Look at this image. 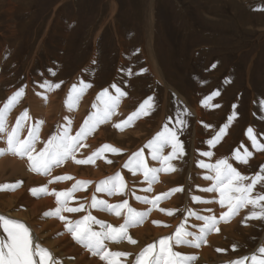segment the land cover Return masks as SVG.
I'll list each match as a JSON object with an SVG mask.
<instances>
[{
    "label": "rangeland",
    "instance_id": "obj_1",
    "mask_svg": "<svg viewBox=\"0 0 264 264\" xmlns=\"http://www.w3.org/2000/svg\"><path fill=\"white\" fill-rule=\"evenodd\" d=\"M10 1L0 0V20L2 21L0 25V52L2 49V57L0 56V90L1 94L3 93V98L0 101L4 102L8 95L10 96L11 92H15L21 87H25L27 91H25L26 94L24 93V99L22 97L19 104L14 108L13 113L17 112V115H15L14 123H12L13 125L16 122V116L18 117L25 109L28 110V115L31 117L28 123L27 121L25 122L26 125L30 126L36 121L42 120L45 113L42 111L40 113L41 117L38 115L35 116L31 112L25 98L28 95L29 89L33 92L39 89V92L42 94V91H44L46 87H41V85H43L45 81H49L52 84H59L58 88L63 92L64 104L66 105L68 94L73 84L79 87L80 82L83 81L91 85L77 101V104H79L81 108H86L83 109L84 113L82 112L83 116L81 119L76 120L69 126L71 129L70 135L73 136L84 123L85 119L96 111L93 105L96 102L99 104L97 95L101 91L108 89L110 95H116L115 89L112 87L113 84L127 94L120 100L128 99L131 92L139 95V100L133 108L134 110L125 108V110L129 112L131 111L130 113L128 112L129 115L133 111H136L140 104L146 99L151 97L152 100L150 104L152 107L147 115L152 114L153 118L156 116L158 119L159 116V119H162L160 125L158 126L156 123L157 128L149 129V132H147L142 139L135 138L133 142H128L129 140L127 138H122L123 143L121 144H118L117 141L112 138L114 137L112 133L116 130L115 125L119 124L121 121L113 119L111 120L112 122L100 123L89 133L87 136L88 138L82 141L83 146L75 154V158L77 154H79V156H81L79 158L86 160L94 151L105 144L121 149L120 153H112L110 150H105L101 153L102 156L95 158L96 161L79 164L80 168L84 169L86 167V169H89L102 161L101 163L107 167L102 173L103 175L101 174L100 176H92L89 178L81 177L79 179L81 181H89L92 179L90 184L94 183L96 185L100 180L112 176L116 172H120L121 176L126 178L124 179L125 183L132 191L129 192V195H120L121 197L118 200L116 198L119 195H117V197L113 195L114 198H112L106 193H97L94 191L93 195L98 199L108 200L110 204L121 203L126 199L131 208L138 212H144L147 211L151 205L137 201L135 196H147L149 199H152L162 193H169L166 198L162 197L158 201L157 205L152 208L151 212H149L141 223L128 228V235L131 236L132 239H136L135 241H137V229L143 228L145 224H147L146 221L150 218L149 216L158 213L162 205L168 204V201L170 202L172 196L176 194V192H171L170 190L174 188L183 189V191H179V204L173 211L174 215H169V217H173L174 220L176 219L178 222L175 220L176 223H174L173 221H166L165 219H160L161 217H157L156 221L161 222L162 220V224L153 223L152 226L149 225L153 228L149 229L150 234L147 233L151 239L145 237V239H147L144 242V240H139V238L138 241L141 244L137 242L139 245L137 249L128 248L131 245L133 246V244H129L125 239L126 241L124 240V243L121 242L116 244L114 242H107L109 250L129 252L132 255L128 258L129 260H133L135 255L138 254L142 248L146 247L149 243L157 241L159 238L172 235L181 223H184L189 231H197L202 222L197 221L195 216H188L189 210L198 215L214 214L219 218L220 213L226 211V209H221L219 204H216V207L215 205L213 206L215 203H209L214 213L205 211L207 208H205L203 212L197 209H199L200 204L205 203L194 202L192 199L193 196H196L195 193L199 189V186L197 187V170L198 168L200 169L198 162L201 160L205 162L203 159L204 156L200 154L201 152L209 151V149L218 145L219 142L214 146H209L206 141L207 139H212L216 132L226 124L229 115H232L233 112L236 114V120H239V125L233 142L226 151L227 156H225L228 158L232 157L234 151H239L241 155H243L245 150H247V146L241 142V140L243 134L249 129L248 124L251 116H253L252 120L260 123L258 127H260L261 130L264 126V0H115L117 9L113 12V17L115 19L114 25L109 23V0ZM6 26L9 27L4 30ZM12 29H14V31H12ZM36 36L38 39H41L42 43L39 42V45H35V41L37 40ZM151 36H153V40L148 42ZM148 44H151V48H153L157 60L156 64L160 68L163 76V83L155 79L149 72L146 58H144V52L148 49ZM146 53L147 52H145V54ZM213 65H215V67H213ZM129 69L131 70V75H129ZM53 73L55 74L53 75ZM3 81H5L6 84ZM65 89L66 92H64ZM49 91H52V89ZM4 92L7 93L4 94ZM213 92H218L219 94L213 96L211 100L208 101V105L205 106L202 102L207 97L211 96ZM178 94L186 99V103L181 100ZM43 95L44 94L40 95L39 98L43 100L46 106L49 101L48 94L44 97ZM86 95L90 97L87 101L88 105L86 104L82 107L81 103L78 102H80V100L82 102L83 98H86ZM191 100H194V102L198 104V107H207L206 113L204 112L205 118L197 117L193 111H191L190 107L193 106ZM252 111L255 114H253ZM178 113L179 115H177ZM129 115H126L125 111V113H122V118L127 119ZM147 115H142L140 118L147 117ZM118 117L120 118L121 116ZM156 117L154 119H156ZM137 120L139 119H135L132 124L127 125L128 129H132L134 123L138 122ZM42 121L44 124H42L41 127L46 124V115ZM178 121H184V123L180 124ZM165 123H167L170 128L180 129L178 139L183 145L184 154L181 158L173 159L171 164L178 163V166L174 165V167L176 171L178 169L181 171H178L181 173V177L179 181L174 184L170 182L171 185H168L170 186L167 187L168 189L165 188L164 190L157 191V189H160L157 186L160 185L159 182L162 176L173 174V171L168 173L162 171L158 173L157 181L152 184L151 189H154L156 186L155 189L150 192H144L143 189L147 188V186L149 187V185L144 182L143 175L139 173L132 175L127 168L124 169L123 165L132 153L143 149V155L148 165L150 167H160L158 161H154L157 165L153 162L151 156H149V149L145 148L144 145L147 144L158 131L162 130ZM63 124V122L59 124L56 123L47 133L48 137L57 131L58 125L67 126ZM120 124H122V122ZM209 126L213 128L211 134L206 133ZM100 130L103 131L104 134H108L104 136L105 139L100 138ZM262 133H264V129L254 136L259 144L264 145V134L262 135ZM96 137H98V140ZM92 139H96V142L95 144L90 143L91 145L89 146L87 142ZM0 142V147L3 148L2 146H4L5 143H3L2 140ZM249 148L250 151H248L252 153V160L256 161L248 167L249 170H245L243 175L251 177L260 172L261 167L264 166V150H257L256 152V148H254L253 145ZM170 151L171 148L169 147L165 150V155ZM254 152L258 155L254 154ZM6 157L9 156H0V160ZM193 157L194 159H192ZM14 158L19 161L21 160L19 157ZM70 160L73 159L70 158ZM232 160L234 159L232 158ZM21 161L25 163V159ZM108 161H111V163ZM234 161L235 164L245 165V163H240L237 160ZM151 162H153V164ZM27 163L26 161V164ZM121 163H123L122 166L120 165ZM205 163L212 164L213 162ZM8 167L11 168L10 166ZM191 167H193V169H190ZM233 167L235 166L233 165ZM123 172H125V174ZM8 173L9 171L6 176ZM127 174L129 176H127ZM204 176L205 173H203V178ZM187 177L191 178L189 189H187ZM76 178L65 180L69 181L66 186H71ZM18 181L23 182V180ZM6 183L11 182L7 180L5 184ZM208 183L211 184V181H208ZM87 185H89V183ZM34 186L39 187L41 184ZM86 187L82 188V190L87 189L86 195L91 194V191H88L89 187ZM58 188L59 187H57V189ZM258 191L262 192L264 188L257 185L254 192ZM133 192L135 196L132 195ZM100 194H102V196ZM187 196H190L189 199H192L191 202L193 203V205H191L192 203L190 202L191 204L189 206L193 207L188 208V211L185 210V206H188L187 200H185ZM201 198L204 200L212 199ZM261 203H264V201ZM80 204L85 205L86 212L74 216L71 219L66 217L67 220H79L84 215H87L89 211L92 212V210L88 208L89 204L81 197L71 201L69 200L68 207H79ZM250 207L251 206L247 209H243V211L241 210L238 214L241 217L236 215L235 217H230L227 221H220L217 225L219 229L223 225L221 223L227 225L233 223L234 226H237V229L233 226L234 229L232 227L228 232H225V234L228 233L225 237L226 239L228 237V239L226 240L224 238L222 241L224 243L227 242L226 245L232 242L235 243L234 239L246 233L244 234L245 237L243 241L245 245L237 241L242 244V246L237 244L238 249L241 248L240 255L239 253H237V255L234 253L239 250H231L233 243L231 246L229 244L227 247L217 245L215 247L216 250H214L216 254L225 255L224 252L227 253L230 251L231 255L215 264H223L225 261L251 255L257 248L264 246V220H245V217L250 211ZM52 208L53 210L56 208L53 206V203ZM5 211H7V209H0V214L9 216L8 213L10 212ZM42 212L44 214L45 210ZM121 212L123 213V210H121ZM66 213L79 214L81 212ZM94 213H97L96 218L99 216L97 218L98 220H102L107 224L111 223L113 226L118 227L120 224L124 223L123 214L117 216L114 213H108L98 209H94ZM158 214L160 215L161 213L159 212ZM113 217L115 218L112 219ZM22 220L24 221V219H21V221ZM252 223H254L253 226ZM160 224L163 227H161ZM93 227L99 230L98 225H93ZM154 228L159 231L154 230ZM0 231H2V229H0ZM218 233L219 232L214 231L208 236ZM235 233L239 234L238 237ZM234 236L235 238H232ZM69 237L72 242L78 246L70 234ZM110 243L112 246H110ZM114 246H116V248ZM202 246H205V244ZM193 249L197 250V248L187 246L176 247L174 250L195 255L196 250H194L193 253ZM217 249H221L222 251H217ZM86 251L87 250L84 249V252ZM196 256L198 258V253H196ZM67 257L72 258L74 256L67 255ZM246 264H250V262H246Z\"/></svg>",
    "mask_w": 264,
    "mask_h": 264
},
{
    "label": "snow or ice",
    "instance_id": "obj_2",
    "mask_svg": "<svg viewBox=\"0 0 264 264\" xmlns=\"http://www.w3.org/2000/svg\"><path fill=\"white\" fill-rule=\"evenodd\" d=\"M215 67V65H213ZM143 71V70H142ZM55 73H53L54 75ZM129 69V75H131ZM41 87H46L51 90L58 88L59 84H52L45 81ZM91 87L90 84L83 81L80 82L79 87L73 84L67 98V105L71 109L72 106L80 99L83 92ZM115 89L116 95H110L108 89H104L97 95L99 105H93L97 110L91 113L80 126L75 135H70V127L58 126L57 131L52 133L46 141L43 142V147L37 149V142L39 141V132L43 124L42 120L36 121L31 126L26 125V121L31 117L28 115V110L25 109L16 118L13 126L8 125L7 117L10 112L19 104L21 98L24 96L25 87L17 89L12 95L0 106V140H3L5 147L0 148V156L12 155L21 159L27 158L28 168L30 171L40 175L50 176L54 167L61 166L66 160H75V153L83 146L82 141L91 133L98 124L107 122L115 113L119 106L121 97L127 94L123 92L115 84L112 85ZM218 92H213L211 96L207 97L202 103L207 106L208 101L213 96L218 95ZM151 97L146 99L139 108L132 112L122 123L127 126L133 123L135 119H139L142 115H147L151 110ZM179 115V113L177 114ZM235 112L228 117L229 122L235 116ZM71 122L69 121V124ZM183 124L184 121H178ZM27 127V135L23 136L21 133ZM116 128H121V124H116ZM228 124L222 126L218 132L206 141L209 146H214L220 141L225 134ZM180 129L170 128L165 123L162 130L158 131L156 135L144 145L149 149V154L153 161H158L160 167H150L146 162L143 149L132 153L123 167L127 168L133 175L142 174L143 180L149 187L143 189L144 192H150L151 185L157 181L158 173L176 171L174 165L171 164L173 159H178L183 156V145L178 139ZM252 145L257 150H264V145L259 144L256 140L253 129L249 128L247 133ZM171 148V151L165 155V150ZM105 150H110L112 153H120L121 149L115 148L111 145H103L101 148L94 151L86 160H75L77 164L91 163L95 158L101 156ZM204 157H211V151H204L200 153ZM251 153L245 150L241 155L239 151L232 154V158L240 163H247L248 157ZM111 163V161H108ZM198 166L208 170L205 180L211 181L210 186L200 189L205 193L216 194L211 200H204L199 196H193L192 199L199 203H218L221 209H226L220 213L219 218L216 215H198L192 211H188V216H195L197 221L202 223L199 225L197 231H189L184 223H181L172 235L159 238L153 243H149L142 248L133 260H128L132 254L126 251H111L107 246V242L120 243L125 239L131 244L137 243L128 235V228L138 225L151 212L158 201L169 193H162L155 198L149 199L147 196L132 195L139 202L149 204L151 207L144 212H138L128 205V200H123L121 203L110 204L108 201L98 199L93 195L91 203L88 205L89 209H98L100 211L114 213L117 216L123 214L124 223L118 227L112 224H107L102 220H98L89 211L81 219L70 221L61 215L62 212H81L85 211V205L80 204L79 207H68V202L72 198L73 193L84 188L90 181L77 180L71 188L58 191L56 189L49 190L47 185L34 187L29 189L32 196L39 197L42 195H52L55 197L57 207L54 210H49L43 215L45 217H56L64 221V227L72 239L82 246L85 250L91 253L92 256L98 257L104 264H194L197 256L194 254L181 253L175 251L174 248L187 246L192 248H200L207 242V236L216 231L219 232L217 225L220 221H227L230 217H235L241 210L250 207L248 219L264 220V191L254 192L257 185L264 188V166L261 167L260 172L254 176L243 175L231 163L228 157L219 158L214 164H206L203 160L198 162ZM70 175L52 177L48 183L51 184L56 181L71 180ZM250 181V182H248ZM22 181L15 183H6L0 185V191H14L19 188ZM126 183L120 172H116L112 176H108L100 180L96 184L95 191L97 193H106L108 196L123 195L125 193ZM171 192L183 191L182 188H174ZM218 197V198H217ZM123 210V213L121 212ZM161 211H165L161 209ZM174 210H167L168 215H172ZM207 212H212V209H206ZM159 224L160 222L154 221ZM93 225H98L99 230L94 229ZM0 264H62V261L55 257L52 252L43 247L32 235L31 229L23 222L0 214ZM232 250L237 251L238 245L233 243ZM217 251H222L217 249ZM124 258V259H121ZM264 264V246H260L251 255L238 257L236 259L225 261L223 264Z\"/></svg>",
    "mask_w": 264,
    "mask_h": 264
},
{
    "label": "bare ground",
    "instance_id": "obj_3",
    "mask_svg": "<svg viewBox=\"0 0 264 264\" xmlns=\"http://www.w3.org/2000/svg\"><path fill=\"white\" fill-rule=\"evenodd\" d=\"M10 1V0H9ZM11 2V1H10ZM9 2V3H10ZM12 3V2H11ZM109 3H110V12H109V16H110V20H109V23L110 24H113L115 23L114 22V11L117 9V3L115 0H109ZM152 4V3H150ZM7 18V17H6ZM9 20V19H8ZM2 21L0 20V25H1ZM5 23V22H4ZM114 25V24H113ZM112 26V25H111ZM2 27V26H1ZM9 27V26H8ZM8 27H4L6 29H8ZM114 28V27H113ZM12 31H14V29H12ZM11 33V32H10ZM16 33V32H15ZM12 38V37H11ZM37 40L34 41L36 42L35 45H39L38 43L41 42V39L36 36ZM35 38V39H36ZM13 40V39H12ZM45 40V39H44ZM153 40V36L150 37V41L148 42H151ZM42 43V42H41ZM38 47V46H37ZM4 48V47H3ZM4 50V49H3ZM1 52H2V49H1ZM1 52H0V56H1ZM142 52H143V49H142ZM145 52H147L145 54ZM144 52V55L146 58V64L149 68V72L154 76L155 79L159 80V81H162L163 83V76H162V73H161V70L160 68L157 66L156 62V57H155V54H154V51H153V48H151V44H148V49H146V51ZM2 57V56H1ZM34 58V57H33ZM33 61V60H32ZM27 63V62H26ZM29 63V62H28ZM26 66V65H25ZM28 66V65H27ZM32 66V65H31ZM30 66V67H31ZM146 70V69H145ZM9 75V74H8ZM39 80V79H38ZM7 81H8V78H7ZM6 81V82H7ZM66 81V80H65ZM5 83V81H3ZM1 83V82H0ZM7 83H10V82H7ZM3 84V83H2ZM6 84V83H5ZM165 84V83H164ZM5 86V85H4ZM65 86V85H64ZM67 87V86H66ZM5 88V87H3ZM10 88V87H9ZM8 88V89H9ZM12 88V87H11ZM173 88V87H172ZM44 89V88H43ZM94 89V88H93ZM135 89V88H134ZM7 90V89H6ZM5 90V91H6ZM11 90V89H10ZM91 90V89H90ZM26 91V90H25ZM28 95L27 97L25 98L27 103L29 104L28 106L30 107V110L31 112L36 116H40V113L43 111L46 115V124L43 125V127L40 128V132H39V141L37 142V149H40L43 147V142L46 141L48 135L47 133L50 131V129L56 124V123H61L63 122L65 125H67L68 127L73 123L75 122L76 120H79L81 119V117L83 116L82 115V112L84 111L83 109L85 108H81V106H79V104H74L73 107L70 109L68 107V105L64 104V98H63V92L60 88H54L52 89V91H49V89L45 88L44 91H42V94L43 97L48 94V98H49V101H48V104L45 106L44 105V102L41 98H39L41 94V92H39V89L38 91L36 90V92H33L31 91L30 89L28 90ZM93 91V90H92ZM98 91V90H97ZM96 91V92H97ZM27 92V91H26ZM25 92V94H26ZM66 92V89L65 91ZM7 92H4V94H6ZM14 92H11L10 95H12ZM84 93V92H83ZM91 93V92H90ZM3 94V93H2ZM1 94V90H0V100L3 98ZM9 94V93H8ZM169 94V93H168ZM167 94V95H168ZM46 96V97H47ZM178 96L181 98V100L185 103H186V99L184 97H182V95H179ZM9 97V95H8ZM25 97V96H24ZM23 97V99H24ZM45 97V98H46ZM168 97V96H167ZM89 95H86V98H83L82 102L80 100V102L78 103H81L82 107H84L86 104L88 105V99H89ZM122 98V97H121ZM7 99V98H6ZM22 99V98H21ZM48 100V99H46ZM139 100V95H136L134 92H131V95L128 99H125V100H120L119 102V106L116 108L115 110V113L111 116V118L107 121H111V120H120L121 122L125 121V119L122 118V113H125L126 111V115L131 112L125 110V108L127 109H133L135 106H136V103L138 102ZM94 101V100H93ZM92 101V102H93ZM192 101V100H191ZM193 103V106L190 107L191 111H193V113L197 116V117H204L205 113H206V108L207 107H198V104H196V102H194V100L192 101ZM2 103L0 101V106H2ZM24 103V102H23ZM46 103V102H45ZM25 104V103H24ZM95 105H99L97 102L95 103ZM23 106V105H22ZM21 106V107H22ZM189 106V105H188ZM201 106V105H200ZM20 107V108H21ZM88 107V106H87ZM97 110V109H96ZM134 110V109H133ZM57 111V112H56ZM14 112V109L10 112V114L8 115L7 117V120H8V125L11 127L13 126L12 123H14V120H15V115H17L16 113H13ZM129 112V113H128ZM134 112V111H133ZM205 112V113H204ZM84 113V112H83ZM149 113V112H148ZM166 113V112H165ZM253 114H255L253 111H252ZM251 114V113H250ZM258 114V113H257ZM44 115V116H45ZM165 115V114H164ZM207 115V114H206ZM43 116V118H44ZM118 116H121L120 119ZM124 116V115H123ZM149 116V117H148ZM155 116V115H154ZM161 116V115H160ZM231 116V115H229ZM41 117V116H40ZM144 117V116H143ZM156 117V116H155ZM154 117V118H155ZM168 117V116H167ZM17 118V116H16ZM42 118V120H43ZM152 114L151 115H147V117H144V118H139V120H137L138 122L134 123V126L132 127V129H128L127 126H125L123 123L121 124V128H115V134H113L114 137H112L115 141H117L118 144H121L123 143V140L122 138H127L128 142H133V139H137V138H143L147 132H149L148 130L149 129H155L157 128V124L158 126L160 125V122L162 121V119H159V116H158V119L156 117V119H154ZM205 118V117H204ZM211 118V117H209ZM39 119V117H38ZM253 119V116H251V119H250V122L248 124V127L253 129V134L254 135H257L259 131H263L264 129V126L262 127V130L260 129V127H258V125L260 124L258 121H254L252 120ZM69 121L71 122L69 124ZM237 121V122H236ZM112 122V121H111ZM115 122V121H114ZM120 122V123H121ZM226 122V121H225ZM28 123V121H27ZM106 123V122H104ZM119 123V124H120ZM157 123V124H156ZM44 124V123H43ZM63 124V125H64ZM214 124V123H213ZM226 124H228V127L225 131V134L223 135V137L221 138V140L219 141L218 145L214 148H211L209 149V151H211L213 153V155L211 157H203V159L205 160V162H213L212 164H214L216 162L217 159L219 158H223V157H226L227 153L226 151L228 150V148L230 147V145L232 144L233 142V138L235 136V133L238 129V125H239V120H236V115L233 116L232 120L229 122V120L226 122ZM62 125V124H61ZM60 125V126H61ZM31 126V125H30ZM59 126V125H58ZM197 127V126H196ZM73 128V127H72ZM198 129V127H197ZM78 130V129H77ZM106 131V130H104ZM198 131V130H197ZM213 131V128H211V126H209L208 130H206V133L207 134H211V132ZM107 132V131H106ZM196 132V131H195ZM248 130L245 132V134H243L242 136V140L241 142H243L246 146H247V152L250 151V148L249 147H252V141L249 139L248 135ZM150 134V133H149ZM264 133H262L263 135ZM22 137L23 136H26L27 135V127L25 128V130L21 133ZM100 138L101 139H105V135H108V134H104L103 131L100 130ZM199 136V135H198ZM201 137V136H200ZM200 137H197V138H200ZM257 137V136H256ZM88 138V137H86ZM95 138V137H94ZM98 137H96L97 139ZM109 138V136H108ZM111 138V139H112ZM96 139H92L91 141L87 142L89 143L88 145L90 146L91 144H95L96 142ZM196 139V137H195ZM90 140V139H89ZM98 140V139H97ZM208 140V139H207ZM1 141V140H0ZM126 141V140H125ZM196 141H199V140H196ZM2 142L4 143V141L2 140ZM138 142V141H137ZM91 143V144H90ZM116 143V142H115ZM242 143V144H243ZM1 144V142H0ZM129 144V143H128ZM198 144V143H197ZM136 145V144H134ZM139 145V144H138ZM5 146V144H4ZM2 146V147H4ZM98 146V145H97ZM123 146V145H121ZM195 147V146H194ZM239 147V146H238ZM1 148V147H0ZM128 148V147H127ZM193 148V147H192ZM241 148V147H240ZM80 150V149H79ZM240 150V149H239ZM249 150V151H248ZM82 151V150H81ZM235 152V151H234ZM252 152V150H251ZM256 152H257V149H256ZM256 152H254V154H257ZM81 153V152H80ZM76 154V153H75ZM146 154V153H145ZM166 154V153H164ZM193 155V154H192ZM226 155V156H225ZM258 155V154H257ZM9 157H6V158H3L0 160V185L2 184H5V182L8 180V182H15L16 180H23L21 186L14 190V191H7V192H4V191H1L0 192V209L3 210V209H7V211H9L10 213L9 216L11 218H14V219H17L19 221H21V219H24L23 223H25L31 230H32V235L33 237L42 244L43 247L49 249L52 254L57 257L58 259H60L62 261V264H104L103 261H101L98 257H94L91 255L90 252L86 251L84 252V249L82 246H80L78 244V246L76 244H74L72 242V240L70 239L69 237V234L67 233V231L65 230V227H64V221H61L60 219L56 218V217H45L43 215V210H45V212H48L49 210H53L52 208V203H53V206L57 207L56 206V200H55V197L52 196V195H42V196H39V197H35V196H32L29 189L31 188H34L36 186L34 185H38V184H41V186L43 185H47L49 190H52V189H56L58 191H61V190H66L68 188H71L72 185L75 183V181L79 180L81 177H85V178H89V177H96V176H100L106 169L107 167L105 165H103L100 161L99 163H97L96 165L92 166L91 168L89 169H86V167L83 169V168H80L79 167V164H77L75 162V160H83L82 158H79L81 156H79V154H77V157L75 158V160H66L64 163L65 164H62L61 166L59 167H54L51 171V175L50 176H44V175H40V174H37L35 172H32L29 170L28 168V163L26 164V161H27V158L25 157V163H23V161L21 160H24V159H21L20 161L15 159L14 157L16 156H12V155H8ZM102 156V155H101ZM150 156V155H149ZM148 156V157H149ZM260 156H263V155H260ZM128 157V156H127ZM192 157V156H191ZM252 153L251 155L248 157L247 159V163L245 165H242V164H238V163H234L235 159L232 160V157H229V163H231L232 165H234L237 170H242L240 171L242 174H244L245 170H249L248 167H250L252 164L255 163L256 160H252ZM116 158V157H115ZM114 158V159H115ZM126 158V157H125ZM259 158V156H258ZM149 159V158H148ZM194 159V157L192 158ZM255 159V158H254ZM95 160V159H94ZM124 160V159H123ZM96 161V160H95ZM194 161V160H193ZM264 161V160H263ZM123 162V161H122ZM154 162V161H153ZM153 162H151L153 164ZM157 162V161H156ZM107 163V162H106ZM155 163V162H154ZM123 163H121L120 165L122 166ZM156 164V163H155ZM178 164V163H177ZM176 163L173 164V165H177ZM180 164V163H179ZM211 164V163H210ZM81 165V164H80ZM111 165V164H110ZM157 165V164H156ZM191 165V164H190ZM8 166H10L11 168H9ZM178 166V165H177ZM59 168V170H58ZM109 168V167H108ZM178 168V167H177ZM181 168V167H180ZM119 169V168H118ZM125 169V168H124ZM190 169H193V167H191ZM110 170V169H109ZM9 171L8 175L6 176L7 172ZM123 171V170H122ZM179 169L174 172L173 171V174L171 175H168V176H162L161 178V181L159 182L160 183V187L157 186L158 188L160 189H157L158 190H164L165 188L167 187H170L168 185H171L170 182L172 184L176 183L179 181V178L181 177V171ZM198 172V176H197V187L199 188L198 191L195 193L196 196H199V197H203V198H207V199H210V198H214V196L216 194L214 193H205V192H202L200 189L202 188H205V187H208L210 186V183H208V180H205L203 178V173H208V170L204 169V168H201L200 169L198 168L197 170ZM207 171V172H206ZM111 172V171H110ZM185 172V171H184ZM193 172V171H192ZM125 174V172H123ZM168 173V172H167ZM190 173H191V170H190ZM189 173V174H190ZM247 173V172H246ZM164 174V173H163ZM63 175H70L71 177L73 178H76V180L74 181V183L71 185V186H66L68 185V182L69 181H56V182H53L51 184L48 183V181L52 178V177H55V176H63ZM103 175V174H102ZM133 175V174H132ZM162 175V174H161ZM127 176H129L127 174ZM131 176V175H130ZM179 176V177H178ZM253 176V175H252ZM196 177V175H195ZM102 178V177H101ZM100 178V179H101ZM138 178V177H136ZM126 179V178H124ZM139 179V178H138ZM190 177H187V189H189V182H190ZM6 180V181H4ZM97 180V179H96ZM129 180V179H128ZM90 182L92 181L89 180ZM140 181V180H139ZM138 182V181H137ZM135 183V182H134ZM192 183V182H191ZM137 184V183H136ZM166 186H165V185ZM92 185V186H91ZM156 185V184H155ZM158 185V184H157ZM40 187V186H39ZM57 187H59L57 189ZM86 187V186H85ZM87 187H89L88 191L90 192L91 191V194L89 195H86L87 194V189H84L81 191H76L75 193H73V196L72 198L70 199L73 200V199H78V198H82L84 199L88 204L91 203V199H92V195L94 194V191H95V188H96V185L93 183V184H90L87 185ZM86 187V188H87ZM148 187V186H147ZM152 187V185H151ZM156 187V186H155ZM154 187V189H155ZM133 188V187H132ZM193 188V187H192ZM152 189V190H154ZM168 189V188H167ZM136 190V189H135ZM131 188H128V185L126 184V189H125V193L126 195H129V192H131ZM192 191V190H191ZM140 192V191H139ZM259 192V191H258ZM150 194V193H149ZM102 196V194H100ZM124 195V194H123ZM194 195V194H193ZM41 197V198H40ZM112 198H114L113 196H111ZM117 197V195L115 196ZM120 195L116 198L117 200L120 199ZM103 198V197H102ZM123 198V197H122ZM179 192H176V194L174 196H172V199L170 200V202L168 201V204H164L162 205V208L161 209H164L165 211H159L161 214L159 215L158 213H154L152 214V216H149L150 218H148V220L146 221L147 224H145V226L143 228H140L139 230L137 229V241L138 243H140L138 241L139 240H145V237H148L150 238L148 235L150 234L149 233V229H153L151 228L152 224L154 221H156L157 217H161L160 219H165L166 221L167 220H170L171 222L173 221L174 223L178 222L176 219V222L174 220L173 217H169V215L167 214V210H174L178 204H179ZM190 196H187L185 200H187V203H188V206H185V210L188 211V208H192L191 206H189L192 202V199H189ZM218 198V197H217ZM108 199V198H107ZM106 200V199H105ZM113 200V199H111ZM108 201V200H107ZM134 201V200H133ZM117 202V201H116ZM115 202V203H116ZM191 202V203H190ZM195 202V201H194ZM114 203V202H113ZM129 204V203H128ZM132 204V203H131ZM186 204V203H185ZM211 204V203H210ZM210 204H200L199 205V209L197 210H204L205 208H210ZM213 204V203H212ZM218 203H215L213 204V206ZM144 205V204H143ZM193 205V203L191 204ZM197 205V204H196ZM195 206V205H194ZM212 206V207H213ZM220 206V205H219ZM217 207V206H216ZM150 208V207H149ZM23 209V210H21ZM86 209V208H85ZM194 209V208H193ZM211 209V208H210ZM213 209V208H212ZM92 212L91 214L93 216L96 217V214L94 213V209H91ZM5 211V212H7ZM243 211V210H242ZM85 211H81V213H76V214H70V213H66V212H62V215L64 217H68L69 219L73 218L74 216H77V215H81L83 213H85ZM98 212V211H97ZM204 212V211H203ZM101 213V212H100ZM163 213V214H162ZM177 213V212H176ZM212 213H214V211H212ZM246 213V212H245ZM156 214V215H155ZM102 215V214H101ZM106 215V214H105ZM166 217H165V216ZM174 215V214H173ZM8 216V217H9ZM104 216V215H103ZM108 216V215H107ZM110 216V215H109ZM164 216V217H162ZM172 216V215H170ZM99 217V216H98ZM97 217V218H98ZM112 217V216H111ZM188 217V216H186ZM238 217H241L238 215ZM107 218V217H106ZM115 217H113L112 219H114ZM121 218V217H120ZM119 218V219H120ZM185 218V217H184ZM159 219V221H160ZM188 219V218H186ZM239 219V218H238ZM257 220V219H256ZM21 221V222H22ZM162 222V220H161ZM160 222V223H161ZM233 222V221H232ZM231 222V223H232ZM106 223V222H105ZM172 223V224H174ZM236 223V222H235ZM111 224V223H110ZM114 224V223H113ZM162 224V223H161ZM160 224V225H161ZM223 224L220 228V231L218 234L216 235H211V236H208L206 238L207 242L205 243V246H201L200 249H193V253H194V250H196L195 252L198 253V258L197 260L194 262V264H215V263H218L226 258H228L230 255H231V252H224L225 255H218L215 253L214 250L215 247L217 245H221V246H225L227 247L229 244L231 246V244L233 243H229L228 245H226L227 242H223L222 240L227 236L225 232H228L233 226L234 224H224V223H221ZM254 223H252V226H253ZM151 225V226H149ZM159 225V226H160ZM156 226V225H155ZM174 226V225H173ZM250 226V225H249ZM248 226V227H249ZM251 226V227H252ZM158 227V225H157ZM161 227H163L161 225ZM175 227V226H174ZM235 228L237 226H234ZM233 227V229H234ZM258 227V226H257ZM139 228V227H138ZM156 228V227H155ZM156 231H159L158 229H155ZM161 229V228H160ZM232 229V230H233ZM237 229V228H236ZM244 229V228H243ZM164 230V229H163ZM246 230V229H245ZM249 231V230H248ZM242 232V230H241ZM149 233V234H147ZM157 233V232H156ZM230 233V232H229ZM240 233V231H239ZM244 233V231H243ZM246 233V232H245ZM244 233V234H245ZM134 234V232H133ZM231 234V233H230ZM237 234V237H238V233H235V235ZM241 234V233H240ZM244 234L243 236L241 237H238L237 239H234L235 240V244H238L239 246H242V244H244ZM166 235V234H165ZM234 235V234H233ZM242 235V234H241ZM231 236V235H230ZM263 236V235H262ZM152 237V236H151ZM135 238V236H134ZM232 238H235L232 237ZM247 238V237H246ZM261 238V237H260ZM151 239V238H150ZM226 239V238H225ZM228 239V237H227ZM226 239V240H227ZM127 240V239H126ZM125 240V241H126ZM134 240V239H133ZM136 240V239H135ZM149 240V239H148ZM230 240V239H229ZM150 241V240H149ZM237 241L241 242V243H238ZM143 242V241H141ZM230 242V241H229ZM237 242V243H236ZM261 242H262V239H261ZM260 242V243H261ZM121 243V242H120ZM124 243V242H123ZM117 244V243H116ZM130 244V243H129ZM141 244V243H140ZM114 245V244H113ZM137 245V246H135ZM245 245V244H244ZM110 246H112V244L110 243ZM138 244L135 243L133 244V246H129L128 248H132V249H137L138 248ZM116 248V246H114ZM118 247V246H117ZM121 247V246H120ZM125 247V246H124ZM220 247V246H219ZM113 248V247H112ZM140 248V247H139ZM218 248V247H217ZM127 249V247H126ZM175 249V248H174ZM225 249V248H224ZM223 249V250H224ZM130 250V249H129ZM139 250V249H138ZM182 251H184L183 249H181ZM188 250V249H186ZM192 250V249H191ZM228 250V248H227ZM232 250V249H231ZM239 251L238 252H234L235 255H237V253H239L240 255V249H238ZM114 251V250H113ZM134 252V251H133ZM195 253V255H196ZM188 254V253H187ZM190 254V253H189ZM67 255L69 256H74L72 258H68ZM234 255V254H233ZM129 260V258H128ZM126 264V262H125Z\"/></svg>",
    "mask_w": 264,
    "mask_h": 264
}]
</instances>
